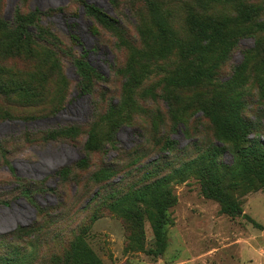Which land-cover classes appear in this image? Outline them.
<instances>
[{"label": "trees", "instance_id": "trees-1", "mask_svg": "<svg viewBox=\"0 0 264 264\" xmlns=\"http://www.w3.org/2000/svg\"><path fill=\"white\" fill-rule=\"evenodd\" d=\"M73 1L79 2L90 18L113 34L114 46L123 53L125 62L116 68L122 79L120 99H112L106 111L96 116L87 131L84 155L63 167L58 173L60 179L69 180L75 169H89L92 154L115 147L122 126L131 125L136 115L150 116L153 103L165 102L175 125L184 118L180 111H200L215 130V142L170 174L158 176L157 172H148L145 184L112 194L105 205L135 232L142 231L145 218H149L157 253L166 247L168 211L177 203L174 181L196 177L205 198L218 202L223 214L236 216L241 212V204L235 192L264 188V40H258L255 48L246 51L244 61L230 75L222 73L242 38L264 33V0H111L114 5H127L134 19L131 27L126 14L114 18L83 0ZM44 15L39 10L18 11L12 19L0 14V58L24 60L38 68L24 72L0 65V98L10 100L14 107L47 106L32 116L0 108L1 120L32 121L60 112L69 96L66 63L77 70L79 95L113 94L104 88L109 78L91 64L85 52L77 49V39L62 37L43 25ZM51 82L54 86L50 88ZM250 89L263 106L258 110L259 121L247 113ZM52 92L54 96L50 97ZM94 107L95 113L97 102ZM81 133L79 127L68 125L39 134L44 142H57L76 139ZM3 144L0 141V149ZM229 151L233 160L226 163L224 155ZM9 170L12 177L19 178L13 167ZM113 174L111 168L103 166L94 170L90 178L101 185ZM49 191L53 189L43 187L34 192L24 187L19 193H10V198L0 199V206H10L14 198L23 197L43 212L46 209L36 204L35 194ZM38 227L35 223L0 236V245L16 234L21 239L39 235ZM89 227L74 229L69 249L63 256L53 258L56 264H102L86 240ZM11 254L0 250V264H32L33 255L20 248Z\"/></svg>", "mask_w": 264, "mask_h": 264}, {"label": "rangeland", "instance_id": "rangeland-1", "mask_svg": "<svg viewBox=\"0 0 264 264\" xmlns=\"http://www.w3.org/2000/svg\"><path fill=\"white\" fill-rule=\"evenodd\" d=\"M83 1L114 18L128 15L130 27L134 21L123 3ZM34 10L45 13L43 25L62 37L77 39V49L85 52L91 64L109 78L104 88H109L113 94L105 97L79 95L77 70L66 63L69 96L60 112L32 121L0 119V141L4 143L0 149V199L10 198V193H19L24 187L34 192L43 187L53 189L46 194H35L36 204L46 209L43 212L23 197L14 198L10 206H0V236L35 223L39 224L40 231L39 235L22 239L18 234L9 236L0 250L11 256L15 248H20L33 255L32 264H56L53 258L63 256L69 249L76 233L74 229L86 225L90 226L86 240L102 264H264V188L237 190L235 196L241 204V212L229 216L221 212L218 202L203 196L196 177L174 181L172 187L177 203L168 211L166 247L160 253L156 252V238L149 218H145L142 231L135 232L105 205L112 194L125 193L145 184L148 172H157L158 176L170 174L215 142L213 126L197 109L180 111L179 115L184 118L175 125L176 120L168 113L165 102L153 103L150 116L136 115L131 125L120 128L115 147L108 146L107 150L91 155L89 169H75L69 180L60 179L59 171L84 155L87 131L93 120L106 111L112 99L113 102L120 99L122 79L116 68L124 64L125 56L114 46L113 34L90 18L79 2L0 0V14L5 19H12L18 11ZM92 29L99 33L95 34ZM258 40H264V33L242 38L222 76L230 75L234 67L244 61L246 51L256 47ZM0 65L24 72L38 69L36 65L17 59L0 58ZM53 86L49 83L50 88ZM250 91L252 97L247 113L259 121L258 110L263 106L257 102L256 92ZM53 96L52 92L50 97ZM0 108L32 116L47 106L14 107L10 100L0 98ZM68 125L79 127L80 136L57 142L40 139L39 133ZM230 151L224 155L226 163L233 160ZM103 166L111 168L114 174L101 187L90 176ZM10 167L19 178L11 176ZM98 191H101L99 197L91 201Z\"/></svg>", "mask_w": 264, "mask_h": 264}]
</instances>
